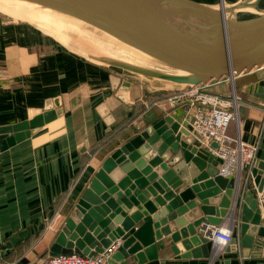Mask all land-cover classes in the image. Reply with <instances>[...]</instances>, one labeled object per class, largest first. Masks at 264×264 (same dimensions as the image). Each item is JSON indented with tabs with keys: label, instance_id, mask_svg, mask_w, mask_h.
<instances>
[{
	"label": "water",
	"instance_id": "95a60500",
	"mask_svg": "<svg viewBox=\"0 0 264 264\" xmlns=\"http://www.w3.org/2000/svg\"><path fill=\"white\" fill-rule=\"evenodd\" d=\"M24 1L75 18L91 32L105 39L108 34L159 64L184 73L167 75L106 60L147 77L197 86L223 77L233 81L236 75L264 66V12L257 8L259 0L247 4L257 12H234L230 18L222 4L216 8L192 0ZM56 114L59 111L43 112L20 124L0 127V152L29 138L32 130L51 122ZM190 136L188 129L166 117L105 159L60 229L49 250L50 257L77 253L91 258L120 239L122 245L109 264H142L145 254L154 252V242L160 249L169 248V256L183 253L181 258H208V242L197 230L201 224L217 226L226 217L235 216L246 251L250 252L254 237L264 238L256 200L250 191L242 193L234 179L221 188L226 180L218 176L220 161ZM216 147L214 142L209 144V148ZM259 169L264 170V163L251 171L257 190L263 183ZM190 209L194 211L181 218ZM167 220L174 221V234L168 238L171 232L163 228L160 233L165 239L161 240L162 236H154L150 228L155 222L156 230ZM20 239H12L8 246ZM180 239L181 246L171 245ZM159 256L167 257L163 252Z\"/></svg>",
	"mask_w": 264,
	"mask_h": 264
},
{
	"label": "crops",
	"instance_id": "0c3cea01",
	"mask_svg": "<svg viewBox=\"0 0 264 264\" xmlns=\"http://www.w3.org/2000/svg\"><path fill=\"white\" fill-rule=\"evenodd\" d=\"M192 1L216 8L219 4L233 8L245 2L244 8L257 12L251 6L256 0ZM257 8L264 12V0L258 1ZM160 80L94 61L61 44L56 37L45 35L32 23L0 16V127L59 111L54 120L32 130L29 138L0 152V264L48 259L60 229L91 179L123 144L166 117L188 129L181 105L171 99L187 84L169 87L158 83ZM199 86L207 96L228 95L232 89L240 97L241 140L247 145L258 142L257 163H264V127L259 130L264 118V66L236 75L233 81L223 77ZM155 100L159 102L151 105ZM226 131L234 137L235 125L231 123ZM182 140L187 138L182 136ZM245 177L244 170L241 187ZM225 180L221 188L229 179ZM245 189L255 199L253 187L248 184ZM158 197L163 198L160 194ZM228 223H232L234 240L225 247L208 242V258H181L183 253L169 256V248L160 249L154 242V252L145 254L142 264H264V238L255 236L248 252L236 216L226 217L221 224ZM155 224L150 228L154 236H162L163 228H169V232L175 229L174 221L167 220L156 230ZM259 227L264 229L261 218ZM16 238L21 239L8 246ZM182 242L180 239L171 245L181 246ZM258 242L260 245L255 246ZM160 252L167 257L161 258Z\"/></svg>",
	"mask_w": 264,
	"mask_h": 264
},
{
	"label": "built area",
	"instance_id": "2783aa9c",
	"mask_svg": "<svg viewBox=\"0 0 264 264\" xmlns=\"http://www.w3.org/2000/svg\"><path fill=\"white\" fill-rule=\"evenodd\" d=\"M200 86L187 85L181 92H176L172 96V100L181 105L183 110V123H187L190 135L195 139L199 146L208 149L213 157L220 161L218 167V176L222 179H234L241 186V173L245 170V184L241 187L242 193L246 191L249 184L255 192V200L260 213L261 223L264 227V173L260 175L263 180L260 190L251 174L253 169L257 167V151L258 142L253 145L245 144L240 137L238 126L240 123L238 107L240 97L236 96L234 91L228 95L207 96L202 94ZM155 100L151 105L157 104ZM144 107V106H143ZM147 106L145 107L146 110ZM235 125L236 134L234 137L229 136L227 128L230 124ZM264 127V118L260 125V129ZM214 142L217 149L209 148V144ZM232 223L220 225L201 224L199 235L207 242L213 245L219 244L215 238L219 237L227 241L226 244H219L223 247L231 245L233 239V231H231ZM227 228L230 235L223 236L221 229ZM122 245V241L117 239L111 242L102 253L95 254L91 258L75 254H58L55 257L39 262L32 261L28 264H109L110 258L117 252ZM235 245V244H234Z\"/></svg>",
	"mask_w": 264,
	"mask_h": 264
},
{
	"label": "rangeland",
	"instance_id": "374dc122",
	"mask_svg": "<svg viewBox=\"0 0 264 264\" xmlns=\"http://www.w3.org/2000/svg\"><path fill=\"white\" fill-rule=\"evenodd\" d=\"M242 4L245 5V2L237 4L234 8H226V11H225L226 17L230 18L231 14H233L234 12H246V13L253 12L252 10L250 11V10L244 8L246 6H244ZM227 9H229V10H227ZM24 12H26V14L27 13L30 14V10L25 9ZM24 12L20 11V13H18V11H17L15 13V12H11L9 9L5 8L4 6H0V16L8 17V18H11L13 20H18V19L27 20V21L31 22L34 26H37V28H39L45 35L56 37V39H58L61 44L66 45L68 48H71L73 51L78 52L85 57L88 56L89 58L93 59L94 61H97L100 63L103 62L106 64L107 63L109 64V62L106 60L121 62L120 60L118 61L115 58L111 59V58L107 57L108 55L113 57V55H111L110 51H108L106 49V47H108V46L101 44V40L104 41L105 43H107V41H108L103 36L101 37L98 34H95V33L90 32V31H87L88 36H86V35L83 36L84 32L80 31V33L82 35L79 34L78 32L75 31L76 29L73 30L74 28L69 23L65 24L63 22H59L56 20L50 21V20H47L43 17H39V16H35V15H31L32 18H30V17H27V15L24 14ZM79 43H81L83 45H79ZM113 51H115V50L113 49ZM115 52H117V51H115ZM106 53H108V55ZM105 54L107 56H105ZM105 58H107V59L105 60ZM129 65H131V64H129ZM131 66H134V65H131ZM134 67H136V66H134ZM150 71H152V70H150ZM158 83H161V85H168L169 87L170 86H172V87L176 86V83H173V82L168 83V82H164L162 80H160V82L158 81Z\"/></svg>",
	"mask_w": 264,
	"mask_h": 264
},
{
	"label": "bare ground",
	"instance_id": "6f19581e",
	"mask_svg": "<svg viewBox=\"0 0 264 264\" xmlns=\"http://www.w3.org/2000/svg\"><path fill=\"white\" fill-rule=\"evenodd\" d=\"M0 6H4L5 8L9 9L11 12H15V13L17 11L18 13H20V11L24 12L25 9L30 10V14L28 13L26 14V12H24V14H26L27 17H30V18H32L31 15H35V16L43 17L50 21L56 20L59 22H63L65 24L69 23L74 28L73 30L76 29L75 31L78 32L79 34H81L80 31L84 32L83 36L85 35L88 36L87 31L91 32L88 26L84 25L82 22L78 21L77 19L72 18L70 16L67 17L65 15H62L61 13H57L56 11H53L52 9L50 10V9L44 8L35 3L32 4L24 0H0ZM19 20H22V19H19ZM23 21L29 22L27 20H23ZM103 34L105 33H102V35ZM105 35L108 37L107 39L109 41L105 43L104 41L101 40V44L108 46L106 47V49L110 51L111 55H113L112 57L108 55V53H106L108 56L106 54L105 56H107L108 58H111V59L115 58L118 61L120 60L121 62L126 63V64H131L137 67L139 66L141 68H145V69L152 70V71L153 70L158 71L160 73H164L167 75L169 74L177 75V76L184 75V73L174 70L173 68H170V67L168 68L166 66L159 64L157 60H155L153 57L152 58L149 57V55H147L146 53H143L141 50L128 46L122 43L120 40H117L108 34H105ZM113 49L117 52L113 51Z\"/></svg>",
	"mask_w": 264,
	"mask_h": 264
},
{
	"label": "clouds",
	"instance_id": "9594fccd",
	"mask_svg": "<svg viewBox=\"0 0 264 264\" xmlns=\"http://www.w3.org/2000/svg\"><path fill=\"white\" fill-rule=\"evenodd\" d=\"M221 232H222L223 236L230 235V233L228 232L227 228L221 229ZM215 240L219 244H226L227 243V241L225 239H221L219 237H216Z\"/></svg>",
	"mask_w": 264,
	"mask_h": 264
}]
</instances>
